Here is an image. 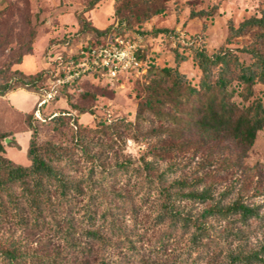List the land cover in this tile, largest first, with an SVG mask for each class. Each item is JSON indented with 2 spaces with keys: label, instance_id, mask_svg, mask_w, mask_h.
I'll return each instance as SVG.
<instances>
[{
  "label": "trees",
  "instance_id": "1",
  "mask_svg": "<svg viewBox=\"0 0 264 264\" xmlns=\"http://www.w3.org/2000/svg\"><path fill=\"white\" fill-rule=\"evenodd\" d=\"M101 1L89 0L78 15L77 35L92 34L85 49L109 37L128 40L137 28L144 35L168 2L116 0L117 26L100 30L84 13ZM217 10H193L190 17L208 19ZM206 27L178 41L174 67L147 70L133 120L118 116L89 127L69 112L43 121L27 115L28 166L6 156L5 146L17 142L0 131V264H112L109 252L134 264H264V164H246L264 130V97L257 93L264 86V11L237 25L230 20L213 54ZM239 40L247 42L232 48ZM181 48L200 71L197 82L180 70L187 60ZM24 56L0 70L1 97L19 89L41 95L57 78L59 58L69 59L63 54L54 70L26 74L13 68ZM87 77L62 85L55 99ZM40 127L62 138L43 139ZM128 141L141 148L138 159L126 156ZM11 228L41 237L42 246L28 250L25 239L2 234Z\"/></svg>",
  "mask_w": 264,
  "mask_h": 264
},
{
  "label": "rangeland",
  "instance_id": "2",
  "mask_svg": "<svg viewBox=\"0 0 264 264\" xmlns=\"http://www.w3.org/2000/svg\"><path fill=\"white\" fill-rule=\"evenodd\" d=\"M88 2L89 0H0V70L14 64L20 55L25 56L13 68L26 74L54 70L52 62L63 54H67L69 58L76 56L74 60L82 59V51L87 50L85 45L92 34L77 35L81 30L78 15L85 10ZM117 5L116 0H103L93 10L84 13V16L94 27L111 30L118 23L115 16ZM216 6L218 10L211 18L200 20L190 17L193 10H210ZM262 11L264 0H168L165 14L146 24L144 35L137 28L128 40L120 38L131 45L135 52L140 47L143 49L141 59L135 54L139 64L121 72L117 80L103 78L93 72L86 74L88 77L82 83L67 88L61 97L48 102L40 117L36 115L37 109H40L39 94L19 89L9 96H0V131L12 133L17 142V145L5 146L6 156L16 164L29 165L27 149L30 132L26 122L27 115L34 114V120L43 121L52 115L69 112L80 123L89 127L118 116L133 120L141 84L150 74L147 70L151 67H174L173 50L178 41L183 44L200 36L203 26L206 25V48L209 54H213L226 41L230 20L237 25L253 15H260ZM163 29L170 32L168 36L157 34ZM70 37L75 39L73 46H68L63 41ZM115 39L109 37L107 43ZM246 42L247 40H239L231 47L240 48ZM180 52L187 57L181 63L180 70L197 82L200 71L193 63L190 51L181 48ZM49 86L50 80L43 85V90ZM257 93L264 97V86H258ZM73 106L89 108L90 113L81 116L79 112L73 111ZM39 130L43 139L62 138L61 134L48 127H40ZM140 150L134 142L128 141L125 154L132 159H138ZM193 162H197V159ZM259 163L264 164V130L258 134L246 159L248 166ZM151 212L152 206L151 209L144 208L142 215H150ZM3 233L25 239V248L28 250L42 246L41 237L26 238V234L14 228L3 229ZM107 258L112 264L118 259L134 264L126 254L109 252Z\"/></svg>",
  "mask_w": 264,
  "mask_h": 264
},
{
  "label": "built area",
  "instance_id": "3",
  "mask_svg": "<svg viewBox=\"0 0 264 264\" xmlns=\"http://www.w3.org/2000/svg\"><path fill=\"white\" fill-rule=\"evenodd\" d=\"M134 48L128 45L124 40L116 38L107 44L98 47H91L82 51V59L74 60L69 58L66 63L59 58L60 67L56 72V79L50 80V86L43 90L38 102L36 115L40 117V110L48 102L54 100L58 94L59 88L72 82L86 74H99L103 78L117 80L116 78L123 71L129 70L132 66L139 64ZM61 72V74H60Z\"/></svg>",
  "mask_w": 264,
  "mask_h": 264
},
{
  "label": "crops",
  "instance_id": "4",
  "mask_svg": "<svg viewBox=\"0 0 264 264\" xmlns=\"http://www.w3.org/2000/svg\"><path fill=\"white\" fill-rule=\"evenodd\" d=\"M19 70H20V69H19ZM31 74H33V73H31ZM34 74H35V73H34ZM25 91H26V90H25ZM28 92H29V91H28ZM11 93H12V92H11ZM31 93H33V92H31ZM9 95H10V93L7 94L6 96H9ZM44 110H45V109H44ZM41 111H43V109H41L40 112H41ZM29 132H30V131H29ZM14 139H15V138H14ZM29 140H30V137H29ZM15 141H16V140H15Z\"/></svg>",
  "mask_w": 264,
  "mask_h": 264
}]
</instances>
